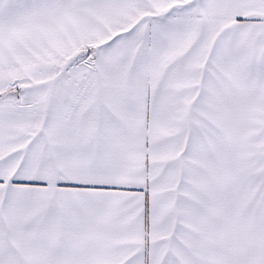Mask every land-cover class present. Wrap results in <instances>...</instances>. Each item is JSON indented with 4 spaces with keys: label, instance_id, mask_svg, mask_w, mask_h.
<instances>
[{
    "label": "snow or ice",
    "instance_id": "1",
    "mask_svg": "<svg viewBox=\"0 0 264 264\" xmlns=\"http://www.w3.org/2000/svg\"><path fill=\"white\" fill-rule=\"evenodd\" d=\"M0 264H264V0H0Z\"/></svg>",
    "mask_w": 264,
    "mask_h": 264
}]
</instances>
